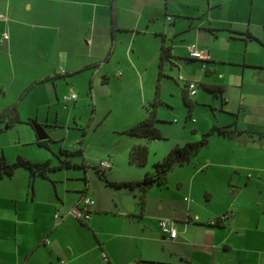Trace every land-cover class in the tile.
Returning a JSON list of instances; mask_svg holds the SVG:
<instances>
[{"label":"rangeland","instance_id":"374dc122","mask_svg":"<svg viewBox=\"0 0 264 264\" xmlns=\"http://www.w3.org/2000/svg\"><path fill=\"white\" fill-rule=\"evenodd\" d=\"M193 2V0H183L180 2L182 4L176 3L179 8L177 14L173 16L185 22L194 11ZM69 5L72 4L55 0H0V9L8 14L10 20L13 19L11 28L15 38L13 48L7 49L5 54H0V72H3V80L15 78L13 91H10L8 96H3L2 103L7 106L12 102L11 106L16 107L20 116V121L13 122L10 126L6 125L5 120L0 121V156L3 155L11 162L20 154L30 160L48 158L52 164H57L60 157L64 156L60 150L70 151L82 145L84 149L82 155H74L72 159L77 162L84 160L87 173L81 167L52 170L48 172L47 177L38 176L34 179L33 191L37 199L49 194L60 201L62 194L64 195L65 183L80 186V180L83 182L82 177L87 175L94 204L98 197L111 203L112 197H115L121 200L123 205L125 203L127 207L125 214L114 212L102 215L97 229V236L104 242V247L115 249L119 263L188 264L190 261L199 264V260H206L209 264H264V138L258 134L241 133V131L235 133L234 137H232L234 134L230 137H217L211 134L208 143L202 145L188 162L175 165L170 170V188L166 187L165 183L153 184L148 188L145 201L149 202V212L152 214L159 212L157 208L161 199L170 198V218L174 219L177 233L186 232L181 238L173 241L168 240L167 237L162 238L159 231L150 225L153 216H149L150 220L143 221L139 213L133 211L134 208L137 210L141 208L137 189L118 188L107 184L98 174L94 164V158L107 160L108 151H113L118 153V160H121L115 164L118 175H134L141 178L147 169L152 170L153 161L160 155L162 145L183 144L187 140L199 139L201 130L193 131V127H199L201 123H210V120L216 118L219 120L230 117V108L222 110L215 94L194 79V74L199 73V65L205 64L202 62L204 60H191L183 55L184 47L189 44H195L199 49L209 51L211 41L218 40L216 32H219V29L212 28L211 31L204 29L199 36L194 35V31L189 28L179 32L170 31L166 35V42L174 47L176 55L172 53L170 59L164 60L165 75L160 80H157V65L153 63L150 68L152 73L147 71V84L143 82L144 90L149 87L152 94L158 82L159 102L156 105L158 121L155 124L159 127L162 137L147 139L115 130L118 129L123 117L132 112L131 108L137 99L135 91L139 94L137 86L141 83L138 81L137 86L132 84L131 80L124 83L123 80L131 74L137 79V74L133 69L129 71L125 66L129 63L127 59L124 60L123 55L119 59L121 63L107 69L106 72L103 69L84 67L77 72L72 83L65 82L64 77L56 76L52 80H61V83L53 85L50 79L42 80L25 86L19 90L21 92L15 91L18 89V84L25 83L24 79L29 72L32 75L38 73L41 59L53 62L54 66L50 62L51 66L54 69L57 67L58 71L60 67L65 70L63 62L59 60L61 55L55 46L53 36L59 10ZM73 6L77 9L76 5ZM160 19L162 28L168 30L170 26L171 29L172 24L164 22V13ZM42 23H45L46 27H42ZM50 25L52 28L49 27ZM6 31L10 36V30ZM42 34L47 36L43 45ZM149 38L137 37L132 43L133 46H130V53L137 66L147 55L149 59L152 56L151 46L148 45ZM130 41L132 40L128 35L118 42L122 52ZM220 43V41L215 43L217 49H220ZM32 44H36L39 48L43 47L46 51V55L41 56L37 54L38 49H32L30 61L34 63H30L27 56ZM72 45L76 52L87 51V47H84L86 42ZM132 48L135 49L134 53ZM80 60L84 61L86 58L80 57ZM218 66L222 71L224 65ZM118 70H121L120 75L123 79L121 82L116 77ZM211 75L216 76V73L212 72ZM104 77H107L108 82H101V78ZM187 78L195 82V90H197V94H189L190 99L195 102L189 118H186L188 107L182 99L184 80ZM69 85L77 94L75 102L64 99L69 93ZM21 94L22 98H20ZM57 95L61 101L57 100ZM147 104L148 101L146 106ZM227 106L232 108V104ZM28 118H35L41 124L49 138L48 147L36 143V132L27 123ZM215 138H222L223 142L220 143ZM244 138L255 141L256 146L261 144L260 148L255 149L253 158L250 155L248 157L247 154L234 152L235 144H231V141L235 140L237 143ZM138 141L146 143L149 148L145 165H136L126 159L129 147L140 143ZM237 155L240 158L235 157ZM204 162L207 166L192 176L194 165H201ZM237 164L244 166L238 167ZM251 165L261 169H255ZM28 181V171L23 167H17L12 175L0 178V264H19L16 254L25 247V242L19 241L21 235L14 236L11 231L13 223L10 217L15 212V205L25 206V211L31 209L45 211L44 203L37 202L32 205V191ZM189 181L191 189L188 186ZM206 191L212 194L210 199ZM65 195L68 198L77 196L74 190L65 192ZM191 203H195L203 213L208 211L213 215L221 213L216 219L220 218L224 222L222 225L206 222L192 225L187 227V231L186 228L184 230L182 222H184L185 205ZM94 204L91 208H94ZM72 205L63 208L64 210L59 206L54 209V212L58 211L64 215L61 221L67 222V226L51 227L44 234L48 241L52 240V236H59L63 240L62 250L67 255L68 250H71L72 255V248L76 250L77 245L80 249H84L95 240L92 230L84 226L90 222L85 224L68 213ZM30 218L33 221L38 218L40 221V217L35 213L26 217V219ZM42 220L45 221V218ZM70 220H73L72 223H68ZM39 221L34 222L32 226H20L19 232H30V237H34L35 233L40 232L37 231V227L40 226ZM51 223L52 221L49 226ZM194 228L199 230L195 232ZM67 241L72 242V248L65 244ZM200 243L202 246L197 245ZM121 247L128 249L121 251ZM83 257L82 260L69 261L68 264H109L102 260L99 251H90ZM139 257L143 259L140 260ZM19 260H21L20 264H23V257ZM38 262L40 263V260Z\"/></svg>","mask_w":264,"mask_h":264},{"label":"crops","instance_id":"0c3cea01","mask_svg":"<svg viewBox=\"0 0 264 264\" xmlns=\"http://www.w3.org/2000/svg\"><path fill=\"white\" fill-rule=\"evenodd\" d=\"M55 1L60 3L72 4L69 6H65L63 10H59L57 14L58 19L55 20L54 25L55 30L53 40L55 42V46L57 47L58 53L61 55V58L59 60L63 62L65 72L61 73L57 70V67L54 69L51 66V63L54 66L53 62H48L47 60L41 59L42 63L40 67L42 68L39 67V70L37 71L38 73L32 75L29 72L27 74L28 76H26L27 78L24 79L25 83H22V85L21 83L18 84V89H16L15 91L22 90L23 88H25V86L34 84L42 80L50 79L53 85L61 83V80H52V78L56 76L64 77V79L66 78L65 82L72 83L73 79H75L76 77L75 75L77 74V72H79L84 67H94L99 70L103 69L105 70L104 72H106L107 69L115 67L117 66V64L121 63V60L119 59L121 55H123L124 60L127 59L129 63L125 66L129 68V71L131 69L135 71L134 73L137 74V79H135L133 77V74H131L123 80L120 75L121 70H118L116 72L117 80L120 82L123 80L124 83L131 80L133 82L132 84H134L135 86H137L138 81L141 82L137 86L139 94H137V92L135 91L137 99L134 101L131 108L133 109L132 112L127 114V116H124L123 120L119 123L120 125L117 127L118 129H115L116 132H124V130L127 129L130 125L142 120L147 114L145 107L146 101L149 102L153 99L155 91L154 94H152L149 87L144 90L143 82L147 84V71L149 70V72L152 73V69L150 68L153 63H155L158 68L160 47L162 40L165 39L166 35H168L170 31L179 32L181 30L189 28L194 31V35L199 36L200 33L204 31V29H208L211 31L212 28H216L219 29V32H216V37L218 39L217 41L221 42L220 49H217V46L215 45L217 41H211L210 49L209 51L207 50V58L201 59L204 60L202 62H205V64L203 63V65H199V73L194 74V79L198 80V82L221 84L223 86V91L217 93L219 95L215 94V96L216 99H218L219 105L222 110L224 108H230L229 110L231 114L230 117H227L228 119L220 118L218 120L216 118L215 120H210V123H201V126L193 127V129L194 131H204L209 129L212 125H227L234 121L239 132L241 131V133H255L264 138V0H193V4L195 6L194 11L191 15H189V18L187 20L185 19V22H183L182 20H177V18L173 16L174 14H177L179 8L176 3L182 4L180 2L183 0H174L178 1L176 3H171L170 0ZM73 5H76L77 9ZM185 5L189 6L188 3H185ZM40 6H38L37 8L38 13H40ZM29 8H31V4H29ZM8 11H10L9 7ZM0 13H2V18H0V54H5L7 49L13 48V43L15 41L14 35L12 33L13 29L11 28L13 19L10 20L8 14L1 9ZM163 13L164 22L171 23V29L170 26L168 30L162 28V20L160 19V17L163 15ZM41 26L46 27L45 23H42ZM49 27L52 28V25H50ZM7 29L10 30L11 35L6 39L1 40L2 34L7 32ZM246 32H249L254 37H246ZM128 35H130L132 41L129 42L130 44L128 43L129 45L127 44L126 49L124 50V52H122L121 48L118 45V42ZM226 35H229V37H227ZM140 36L146 39L149 38L148 45L151 46L152 56L149 59L147 55L144 60L140 61V65L137 66L129 49L130 46H133L132 43L135 38ZM224 37L227 38L225 39ZM46 39L47 36H45V34H42V45ZM83 42H86V46L84 47H87V51L76 52L73 49L72 44H79ZM187 46L188 45L184 47L183 55L188 59L201 61L200 59L189 57ZM213 48L214 50H212ZM32 49H38L39 51L37 50V54L41 56L46 55V51L43 47L39 48L38 46H36V44H32L29 54L27 53L30 63H34L30 61V56L32 57L33 52ZM131 50L133 53L135 52L134 48H132ZM172 53L176 55L174 47H172ZM7 57L9 58L10 55H8ZM80 57L86 58V60L81 61ZM218 65H224L222 71L220 70V66ZM212 72H215L216 76H212ZM218 73L220 75L217 76ZM2 74L3 72H0V81L2 80L0 82V110L13 104L10 101L11 103L6 106L2 103V98L3 96H8L10 91H13L12 89L15 84V78L3 80ZM184 81L186 83L187 81H192V79L187 78V80L185 79ZM101 82H108L107 77L101 78ZM232 89H234V92H232L231 96ZM71 91H73V88L69 85V93ZM195 94H197V90H195L194 95ZM20 98H22V94ZM76 99H73L71 101L75 102ZM57 100L61 101V99L59 100L58 95ZM229 104H232V108L227 106ZM244 114L246 116H243ZM84 133L85 132L83 131V134ZM212 135L223 137L217 133H213ZM235 135L236 134H234L232 137H234ZM215 139H217V141H220V143L223 142L222 138ZM138 142L143 143L142 141ZM232 143L235 144L234 152H237L238 154H247L248 157L250 155L251 158H253L255 149L258 147L260 148L261 145L260 144L259 146H256L255 141H248L245 138L241 140V142L237 143L235 142V140H232L231 144ZM80 144H82L81 139ZM172 146H174V144L162 145L161 151L159 153L160 155H158V157L154 159L153 163L157 160H160ZM80 147L83 149L82 145H80ZM106 157L108 158L107 160L111 162V166L104 169L106 178L110 180L140 179V177H135L134 175H118V173L115 171L116 162L121 161L118 160V153L108 151V155ZM235 157L240 158L238 157V155ZM126 159L127 161H129L128 156L126 157ZM100 160L102 159H100L99 157L94 158V164H98ZM206 164L207 163L204 162L201 165H194L192 176L198 171L202 170L205 166H207ZM237 166L243 167L244 164H237ZM253 168L261 169L254 166ZM148 171L149 169H147L146 172ZM84 172L87 173L85 169ZM169 177L170 174L165 184L166 187L170 188ZM84 178H86V181ZM34 179L32 181V185H30V177L28 181L32 191L31 203L33 206L37 202L40 204L44 203L45 211L41 212V210L38 209L25 211V206H19L16 204L15 212L12 213V217H10V220L13 223V229L11 231L13 232L14 236L16 234L21 235V238L19 239L21 243L25 242L24 249L18 251V253L16 254V260L19 261V264L21 261L19 259L21 257H23V264H68L69 261L82 260L85 254L93 250L99 251L100 257H102L101 252L104 251L106 253L107 259H104L102 257V260L108 262L109 264H122L117 261V257L114 252L115 249L112 250L110 247H104V242L97 236V229L99 228L98 225L100 219L102 218V215L114 212L125 214L127 210L125 203L123 205L122 201L116 199L115 197H112V203L98 197L96 198L94 208H91L93 207V205L90 207V218L86 220H80L73 214V210L77 206L76 204L79 205V201L81 200L83 195L91 196V190L89 191V182L87 179V175H84L82 177L83 182L82 180H80V186L75 184L71 186L65 183L63 189L64 195L62 194L60 201H57L53 196H50L49 194L43 195L44 198L37 199V195L35 196L33 191ZM188 186L189 189H191L192 186L190 181ZM72 190L75 191L77 196L70 198L66 197L65 192ZM206 193L208 194V198L210 199L212 197V194L209 191H206ZM70 204L73 205L68 213L85 224L90 222V224L84 226H88L87 228L92 230L93 236H95V240L92 244L84 249H80L77 245L76 250L72 248V242L67 241L65 244L70 246L73 252L71 255V250H68L67 255L62 250L63 240L59 236L54 237L51 234L52 240L46 241V237L44 236V234L47 233L51 227H56L59 225L60 227H63L65 225L67 226V222L61 221L64 215L61 214V216L59 217L60 219L55 218L54 209L57 206H59L61 209H65ZM112 206L114 207L112 208ZM157 209L159 212H156L155 214L150 213L149 202L147 201L143 209L140 208V210H137L136 208H134L133 211L135 213L138 212L143 221H148L150 220L149 216H153L150 220V225L155 227V229L159 231L162 238L167 237L168 240L172 241L181 238L182 234L186 233L185 231L182 234L177 233L176 236L170 237L167 234H162L158 227V221L161 218H167L173 221L175 225L174 219L170 218V198L161 199V202L159 203ZM184 211V222H182V226L184 227V230L186 228V231L187 227H191L192 225L195 226L196 224H202L206 222L216 223V221H218L220 225H222V223L224 222L220 218H218V220L216 219L218 216H220L218 214L221 213H215V215H213L210 211H208L207 213H203L199 210L198 206L195 203H191L190 205L186 204ZM92 212H94V214H92ZM33 213H35L37 217H40V221L38 220V218L35 221H33L31 218L26 219V217L31 216ZM44 218L45 221L42 220ZM38 221L40 226L37 227V231L40 232L35 233L34 237H30V232H19L20 226H32L34 222L37 223ZM51 221V226H49V223ZM60 221L61 223H59ZM72 221L73 220H70L68 223H72ZM198 230V228H194L195 232H197ZM106 239L109 240L108 238ZM197 245L202 246V243ZM18 247L23 248L22 246H17V248ZM126 249L128 248H120L121 251H125ZM139 258L140 260L143 259L142 257ZM38 260H40V263L38 262ZM198 263L209 264L206 260H199Z\"/></svg>","mask_w":264,"mask_h":264},{"label":"trees","instance_id":"16d2710c","mask_svg":"<svg viewBox=\"0 0 264 264\" xmlns=\"http://www.w3.org/2000/svg\"><path fill=\"white\" fill-rule=\"evenodd\" d=\"M246 37L253 38L249 32L245 33ZM173 56L172 54V46L166 42V39L162 40L160 47V54L158 58V77L157 80L164 75L163 72V62L164 60L170 59ZM204 88L213 92L214 94L220 93L223 91V86L221 84H212L201 82ZM155 94L149 104L146 106L147 114L146 116L136 123L130 125L127 129L124 130L125 133L137 136L144 137L147 139H157L162 137V133L158 126H156L155 122L158 121L156 116V105L159 102L158 98V82L155 87ZM182 99L184 104L188 107L187 117H190L191 109L193 103H195L192 99H190L189 91L187 89V84L185 83L182 92ZM6 121V125L10 126L13 122L20 121L19 113L15 106H9L0 110V121ZM27 123H29L36 132V143L41 146L48 147L47 141L49 140L48 135H45L44 138H40L37 135V129L41 128V124L35 118H28ZM194 131V129H193ZM239 130L236 127V123L232 121L227 125H212L209 129L201 131V135L199 139L185 141L183 144H176L172 146L168 152L156 162L153 163V168L151 171H148L144 174V176L140 179H128V180H110L105 177L104 167H101L99 164H95L97 168L98 174L105 180V182L111 186L118 188H128V189H137L139 204L141 209L144 208L145 205V194L148 188L153 184H164L166 182L167 176L170 170L175 165H181L185 162H188L191 157L199 150L202 145H205L209 141V137L213 133H217L221 136H232L235 133H238ZM61 153L64 154L63 157H60L59 163L52 164L49 159H44L41 161H32L20 154L16 155L13 161H7L6 158L1 155L0 156V178L5 175H12L17 167H23L28 171L30 177V185H32V181L34 178L47 177L48 172L52 170H56L59 168H69V167H81L85 169L86 165L84 160L80 162H76L72 159L74 155H82L83 149L81 147L74 150H60ZM149 148L146 143H135L130 146L128 150V160L130 163L136 165H145L148 160ZM86 181V178H84ZM81 220V219H80ZM220 225L218 221L216 223ZM188 264H196L188 261ZM200 264V263H199Z\"/></svg>","mask_w":264,"mask_h":264},{"label":"built area","instance_id":"2783aa9c","mask_svg":"<svg viewBox=\"0 0 264 264\" xmlns=\"http://www.w3.org/2000/svg\"><path fill=\"white\" fill-rule=\"evenodd\" d=\"M0 18H2V13H0ZM8 37V34L5 32L1 36V40L6 39ZM187 51L189 57L196 58V59H205L207 58V51H204L202 49H199L195 44H189L187 46ZM61 73H64L65 70L63 68H59ZM187 89L189 91V94L193 95L195 93V82L194 81H187ZM77 94L74 91H71L69 94L64 96V99L67 101L76 99ZM99 165L101 167L107 168L111 166V162L109 160H100ZM94 204V200L91 196L89 195H83L81 200L79 201V205L76 204L77 206L73 210V214L81 219V220H86L90 218V207ZM55 218H59L61 214L56 211L54 213ZM158 227L159 230L162 234H167L170 237H174L177 234V229L173 223V221L167 219V218H161L158 221ZM46 241H48L47 238H45ZM101 256L104 259H107L106 253L104 251L101 252Z\"/></svg>","mask_w":264,"mask_h":264},{"label":"water","instance_id":"95a60500","mask_svg":"<svg viewBox=\"0 0 264 264\" xmlns=\"http://www.w3.org/2000/svg\"><path fill=\"white\" fill-rule=\"evenodd\" d=\"M37 135H38L40 138H44V137H45L46 132L44 131V129L42 128V126H41L40 129H37Z\"/></svg>","mask_w":264,"mask_h":264}]
</instances>
